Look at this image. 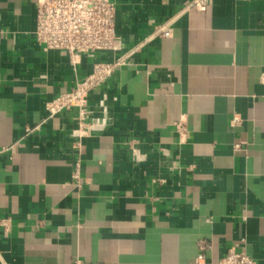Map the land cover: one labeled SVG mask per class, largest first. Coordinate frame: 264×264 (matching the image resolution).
Returning a JSON list of instances; mask_svg holds the SVG:
<instances>
[{
  "label": "crops",
  "instance_id": "crops-1",
  "mask_svg": "<svg viewBox=\"0 0 264 264\" xmlns=\"http://www.w3.org/2000/svg\"><path fill=\"white\" fill-rule=\"evenodd\" d=\"M191 2L117 0L124 52L145 46L78 144L77 111L46 103L123 53L73 65L36 42L37 0H0V264H264V0Z\"/></svg>",
  "mask_w": 264,
  "mask_h": 264
},
{
  "label": "built area",
  "instance_id": "built-area-1",
  "mask_svg": "<svg viewBox=\"0 0 264 264\" xmlns=\"http://www.w3.org/2000/svg\"><path fill=\"white\" fill-rule=\"evenodd\" d=\"M209 2L210 0H192L190 6L205 12ZM36 8L37 19L33 34L44 52L59 51L67 55L73 65L79 63L82 55L94 59L100 52L112 55L123 53L111 62H95L90 75L77 80L73 88L46 103L50 118L57 117L63 112L77 111L75 119L77 127L71 136L80 144L82 139L94 137L105 131L110 121V110L109 96L104 87L123 67L130 64L131 58L145 46V43L124 52V43L118 32L117 0H37ZM157 35L170 38L173 29L169 25H162L155 28L152 37ZM96 92L100 93L97 114L90 109ZM233 122L238 121L234 119ZM176 128L181 135L186 132L183 121L178 122ZM37 129H27L26 134L30 135ZM240 147L241 144L236 145V148ZM73 178L80 187L82 182L80 161L75 162ZM1 225L8 230L11 221L4 220ZM199 249L200 255L197 260L201 262L208 246L202 242ZM220 264L256 263L245 251L231 248Z\"/></svg>",
  "mask_w": 264,
  "mask_h": 264
}]
</instances>
